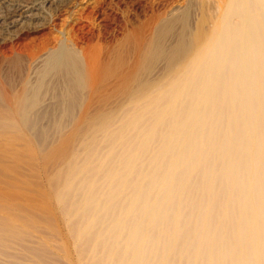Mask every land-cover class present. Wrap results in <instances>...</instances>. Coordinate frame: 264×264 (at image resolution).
Returning <instances> with one entry per match:
<instances>
[{"label":"bare ground","instance_id":"6f19581e","mask_svg":"<svg viewBox=\"0 0 264 264\" xmlns=\"http://www.w3.org/2000/svg\"><path fill=\"white\" fill-rule=\"evenodd\" d=\"M54 1L0 11V43ZM219 5L197 30L189 7L169 50L157 37L117 71L124 102L88 120L43 202L0 192V264H264V0ZM117 50H97L87 69L62 41L46 52L40 86L55 74L75 96L86 77L112 73ZM149 55L165 61L151 80ZM28 94L5 98V121L30 122Z\"/></svg>","mask_w":264,"mask_h":264},{"label":"rangeland","instance_id":"374dc122","mask_svg":"<svg viewBox=\"0 0 264 264\" xmlns=\"http://www.w3.org/2000/svg\"><path fill=\"white\" fill-rule=\"evenodd\" d=\"M17 1L0 0V11ZM224 1L58 0L34 20L15 24L11 38L0 43V192L16 200L43 202L39 193L50 191V177L64 157L80 146L88 120L124 102L125 95L114 89L117 71L127 70L139 49L157 37L169 50L181 27L180 18L189 7L192 29L200 25L209 28ZM135 31L142 34L145 44L138 43ZM62 41L80 54L87 69L97 50L113 57L120 49L123 58L115 61L111 74L96 82V74L90 81L86 77L77 95L65 94L64 81L55 74L45 75L40 86L46 52ZM44 47L47 50L41 52ZM143 65L142 78L151 80L163 74L165 61L151 57ZM27 88L30 122H24L21 113L12 125L5 121L8 117L2 110L5 98L25 93ZM35 91L37 97L32 100ZM4 198L0 201L8 196ZM57 263L64 264L60 259Z\"/></svg>","mask_w":264,"mask_h":264}]
</instances>
